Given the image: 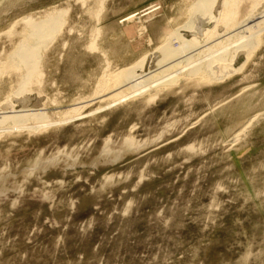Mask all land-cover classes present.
Instances as JSON below:
<instances>
[{"label": "rangeland", "instance_id": "obj_1", "mask_svg": "<svg viewBox=\"0 0 264 264\" xmlns=\"http://www.w3.org/2000/svg\"><path fill=\"white\" fill-rule=\"evenodd\" d=\"M101 1L0 0V51L20 19L68 11L22 97L54 123L0 133V264H264V29L232 77L120 103L109 81L156 70L196 0H104L98 19ZM253 2L231 0L233 24Z\"/></svg>", "mask_w": 264, "mask_h": 264}, {"label": "bare ground", "instance_id": "obj_2", "mask_svg": "<svg viewBox=\"0 0 264 264\" xmlns=\"http://www.w3.org/2000/svg\"><path fill=\"white\" fill-rule=\"evenodd\" d=\"M262 1L254 0L252 11L242 22L233 24L231 0H196L190 7L189 21L174 33L179 48L174 49L170 44L160 48L162 56L157 60L154 71H145L152 56H144L135 65L115 75L109 81L115 85L111 97L121 103L156 88L173 86L181 79L200 75L205 81L220 82L239 73L260 42L264 10L258 9ZM103 7L104 0L99 2L98 19ZM67 15V10H53L37 17H24L10 26L6 38L11 48L8 52L0 51V76L7 75L15 91H10V88L0 98V133L39 132L54 123L49 121L43 109L29 107L28 100L22 97L32 92L34 86L41 85L44 54L65 27ZM220 26L224 29L221 33L218 30ZM205 27L211 29L207 31ZM94 45L93 42L91 48ZM5 82L0 83V88ZM109 85L104 82L100 88L105 90ZM76 110L62 115L59 122L68 120Z\"/></svg>", "mask_w": 264, "mask_h": 264}]
</instances>
